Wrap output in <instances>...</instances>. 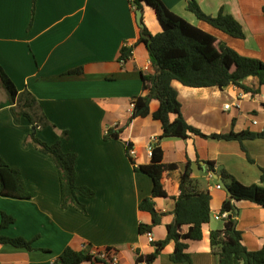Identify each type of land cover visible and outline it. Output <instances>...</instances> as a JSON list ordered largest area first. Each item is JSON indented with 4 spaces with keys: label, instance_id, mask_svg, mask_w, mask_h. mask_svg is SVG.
Segmentation results:
<instances>
[{
    "label": "crops",
    "instance_id": "0c3cea01",
    "mask_svg": "<svg viewBox=\"0 0 264 264\" xmlns=\"http://www.w3.org/2000/svg\"><path fill=\"white\" fill-rule=\"evenodd\" d=\"M161 1L240 55L264 62V0H195L206 14L231 15L241 25L244 38L229 36L197 19L187 9V0ZM31 7L32 0H0V66L19 92L32 94L43 115L42 124L33 126L25 117L15 123L7 95L0 100V155L19 168L26 188L34 193L29 199L0 194V217L1 212L14 217V223L0 233L35 238L36 249L0 244V264H60L57 257L67 246L91 253L113 249L119 264H135L137 252L149 254L154 246L146 233L138 231L140 223L152 222L150 213L138 208L139 201L150 196L152 181L134 165L149 162L148 145L162 133L160 121L152 117L158 108L155 99L149 103L148 115L128 122L131 98L145 93L141 76L150 70L146 47L137 42L136 15L129 0H37L28 28ZM142 16L152 34L161 31L151 7L144 5ZM123 47L131 49L124 62L119 60ZM79 68L81 72H72ZM241 83L250 90L233 84L189 87L177 80L171 86L185 121L205 134L264 131V85L255 76H247ZM33 127L41 140L53 143L59 139L63 151L77 154L75 182L94 192L91 198H81L85 213L60 208L55 164L26 140ZM119 128L118 138H104L109 129ZM126 143L134 149V155H129L134 164L126 153ZM160 145L163 162L176 163L177 168L164 174L168 196L153 198L155 209L163 213L161 222L150 229L153 241L165 238V225L173 220L179 177L187 162L200 189L211 195L212 213L202 225L201 239L184 240L189 262L169 259L174 249L170 241L151 264H217L209 233L221 227L214 215L228 196L215 187L219 180L226 185L220 170L244 185L264 187L260 180L264 138L240 143L190 134L184 139L164 138ZM206 161H213L214 171ZM235 204L243 244L250 250L260 249L264 245V207L248 200Z\"/></svg>",
    "mask_w": 264,
    "mask_h": 264
},
{
    "label": "trees",
    "instance_id": "16d2710c",
    "mask_svg": "<svg viewBox=\"0 0 264 264\" xmlns=\"http://www.w3.org/2000/svg\"><path fill=\"white\" fill-rule=\"evenodd\" d=\"M36 1L32 0L31 20L28 28L35 13ZM129 3L134 13L137 10L142 11L144 5L151 7L161 27L160 32L152 34L144 25L143 16L137 23L139 27L137 42L143 43L146 47L150 70L141 76L142 90L145 93L131 98L132 110L128 118L129 122L136 117H145L149 113L150 101L152 99L158 101V108L152 113V117L160 121L162 133L152 145L149 162L134 165L136 171L146 174L152 181L150 196L142 198L138 203V208L149 212L152 218L151 224H139L138 231L143 234L161 222L163 213L155 209L153 198L168 196L163 184L164 174L177 168L176 163L163 162L160 145L162 139H184L190 134H195L202 138L237 140L242 143L245 139L264 138V131L235 132L231 130L227 133L205 134L189 125L182 116L177 92L171 86V81L177 80L189 87L216 86L222 88L233 84L248 91L250 89L241 83L247 76L257 77L259 84L264 85V62L240 55L212 34L171 11L161 0H129ZM187 9L197 19L217 30L234 38H244L241 25L231 15L222 12L217 15L206 14L195 0H187ZM130 51V47H123L119 60L126 61L131 54ZM72 72L78 73L81 69H75ZM0 89H3L7 95L15 123H19L22 117H25L33 126L41 123L43 115L39 112L36 99L28 91L19 92L1 66ZM172 115L173 118H171ZM33 128L26 140L52 158L59 177L60 208L73 207L85 213L86 206L81 198H91L94 192L75 182L77 154L63 151L59 139L53 143L41 140L35 134L36 128ZM120 132V128L118 130L109 129L104 138H118ZM23 143H26L25 139ZM125 147L130 161L134 164L133 158L129 156L131 144L126 143ZM242 149L244 150L243 146ZM206 164L210 171H214L213 161H206ZM220 176L226 182L230 195L222 202L218 211V213L227 212V217L221 220L220 228L211 230L209 233L211 251L217 256V264H264V245L258 250H250L242 242L241 232L237 229L238 208L235 204L236 201L248 200L264 207V187L259 184L244 185L223 169L220 170ZM260 180H264V170H262ZM178 188L179 194L175 198V207L172 212L173 220L165 225V238L152 242L154 249L151 253L137 252L135 264L140 262L151 264L170 241L174 242V249L169 259L173 262H189L184 240L201 239L202 225L210 220L212 213L211 195L208 190L200 189L198 181L191 175L189 162L185 164L180 174ZM0 194L20 199H29L34 196V193L26 188L19 168L8 164L1 155ZM12 223H14V217L1 212L0 230ZM184 225H187L186 231H183ZM34 239L0 233V244H9L27 250L36 249L33 246ZM40 250L47 251L45 248ZM57 260L60 264H80L83 261H90L91 264H110L96 254L75 250L68 246L60 252Z\"/></svg>",
    "mask_w": 264,
    "mask_h": 264
},
{
    "label": "built area",
    "instance_id": "2783aa9c",
    "mask_svg": "<svg viewBox=\"0 0 264 264\" xmlns=\"http://www.w3.org/2000/svg\"><path fill=\"white\" fill-rule=\"evenodd\" d=\"M132 106V104H131ZM226 108H228V105H225ZM253 123H255V121H253ZM156 141L155 138L152 139V141L149 143L148 145V151L151 152V149H152V145L153 143ZM129 154L130 155H134V149L131 148L129 149ZM216 188H221L220 184H216L215 186ZM227 212H223V213H216L214 215V218L216 220H223L227 217ZM146 236H147V239L148 241L150 242H153V236H152V233L149 231V232H146ZM93 254H96L100 259H103L107 262H109L110 264H119L120 262V259L117 255V253L113 250V249H104V250H100V249H96ZM138 264H146L145 262H140Z\"/></svg>",
    "mask_w": 264,
    "mask_h": 264
},
{
    "label": "water",
    "instance_id": "95a60500",
    "mask_svg": "<svg viewBox=\"0 0 264 264\" xmlns=\"http://www.w3.org/2000/svg\"><path fill=\"white\" fill-rule=\"evenodd\" d=\"M135 15H136V20L139 23L141 21L142 11L141 10H137L135 12ZM219 184H220L221 188L224 189L225 192L227 193V195L229 196L230 192H229L227 186L225 185V183L222 180H219Z\"/></svg>",
    "mask_w": 264,
    "mask_h": 264
},
{
    "label": "rangeland",
    "instance_id": "374dc122",
    "mask_svg": "<svg viewBox=\"0 0 264 264\" xmlns=\"http://www.w3.org/2000/svg\"><path fill=\"white\" fill-rule=\"evenodd\" d=\"M5 92L3 89H0V100H2L3 97H5Z\"/></svg>",
    "mask_w": 264,
    "mask_h": 264
}]
</instances>
